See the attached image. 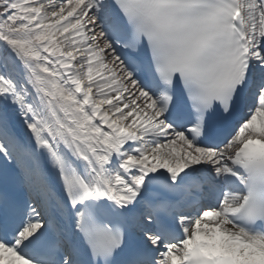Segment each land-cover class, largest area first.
I'll list each match as a JSON object with an SVG mask.
<instances>
[{
	"label": "snow or ice",
	"instance_id": "snow-or-ice-1",
	"mask_svg": "<svg viewBox=\"0 0 264 264\" xmlns=\"http://www.w3.org/2000/svg\"><path fill=\"white\" fill-rule=\"evenodd\" d=\"M0 264H264V0H0Z\"/></svg>",
	"mask_w": 264,
	"mask_h": 264
}]
</instances>
